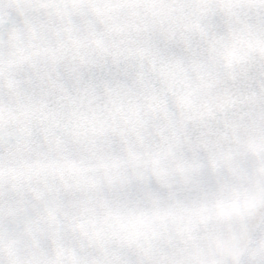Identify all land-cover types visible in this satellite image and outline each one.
<instances>
[{
	"label": "clouds",
	"instance_id": "1",
	"mask_svg": "<svg viewBox=\"0 0 264 264\" xmlns=\"http://www.w3.org/2000/svg\"><path fill=\"white\" fill-rule=\"evenodd\" d=\"M0 264H264V0H0Z\"/></svg>",
	"mask_w": 264,
	"mask_h": 264
}]
</instances>
